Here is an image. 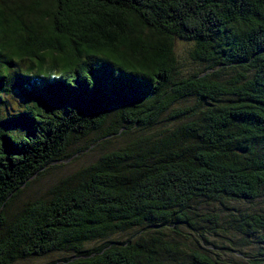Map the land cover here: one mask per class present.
I'll use <instances>...</instances> for the list:
<instances>
[{"label": "trees", "instance_id": "16d2710c", "mask_svg": "<svg viewBox=\"0 0 264 264\" xmlns=\"http://www.w3.org/2000/svg\"><path fill=\"white\" fill-rule=\"evenodd\" d=\"M120 137L14 209L56 162ZM260 203L264 0H0V264H263Z\"/></svg>", "mask_w": 264, "mask_h": 264}, {"label": "rangeland", "instance_id": "374dc122", "mask_svg": "<svg viewBox=\"0 0 264 264\" xmlns=\"http://www.w3.org/2000/svg\"><path fill=\"white\" fill-rule=\"evenodd\" d=\"M191 45L186 42H178L177 43V50L180 60V69L182 72H189L193 70H199L200 66L198 62L192 60L189 56ZM134 135L136 133H133ZM127 140V137H120L113 139V141L106 145V146H99L95 149H91L88 151H85L81 156L76 157V155L67 160L59 161L54 164L52 168H50L48 171H46L44 174L39 176L38 178L31 181V183L24 188L23 192L15 199L13 203L14 209H18L20 206H22L26 201L33 200L35 198H38L42 195H44L47 190L56 184L61 178L75 172L76 170L80 169L83 166H86L92 162H94L101 153L108 151L110 149L116 148L120 145H122ZM87 143L86 140L82 141H76L70 148L69 153L75 152L79 147H82ZM259 205H264L263 203H260ZM216 208V205H208L206 202L198 201L195 204L196 212L200 214H205L208 211H211ZM182 233L186 236H191V233L188 229V227H181L180 228ZM139 229L134 228L129 231H126L124 233H117L115 235L111 236V239L113 240H126L129 238H135L139 236ZM216 240L221 242L220 237H216ZM101 243V241L97 242H90L87 244V246H93ZM244 251H249V249L243 248ZM234 255H231L229 251L226 253V256L230 259V264H248L247 261L249 259L248 256L244 255L243 253H233ZM67 254L64 252H53L51 254H48L46 256L41 257H31L26 260H20L17 261L14 264H47L53 260L61 259L62 257L66 256ZM243 255L245 257H243ZM263 261L264 264V256H259Z\"/></svg>", "mask_w": 264, "mask_h": 264}]
</instances>
